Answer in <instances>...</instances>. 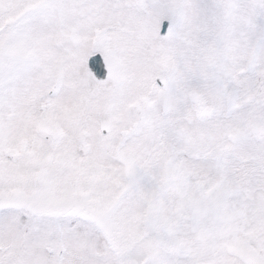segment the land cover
<instances>
[{
	"label": "snow or ice",
	"instance_id": "1",
	"mask_svg": "<svg viewBox=\"0 0 264 264\" xmlns=\"http://www.w3.org/2000/svg\"><path fill=\"white\" fill-rule=\"evenodd\" d=\"M0 264H264V0H0Z\"/></svg>",
	"mask_w": 264,
	"mask_h": 264
}]
</instances>
